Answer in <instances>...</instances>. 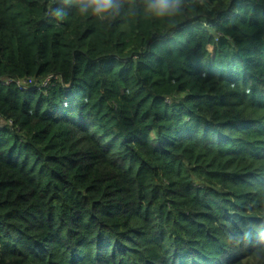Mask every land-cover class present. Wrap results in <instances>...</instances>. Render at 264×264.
<instances>
[{
	"label": "trees",
	"instance_id": "obj_1",
	"mask_svg": "<svg viewBox=\"0 0 264 264\" xmlns=\"http://www.w3.org/2000/svg\"><path fill=\"white\" fill-rule=\"evenodd\" d=\"M0 264H264V0H0Z\"/></svg>",
	"mask_w": 264,
	"mask_h": 264
},
{
	"label": "clouds",
	"instance_id": "obj_2",
	"mask_svg": "<svg viewBox=\"0 0 264 264\" xmlns=\"http://www.w3.org/2000/svg\"><path fill=\"white\" fill-rule=\"evenodd\" d=\"M69 0H65L68 3ZM183 0H143L144 11L154 17L164 18L177 14L181 10ZM123 0H75L81 15H91L104 20L117 15ZM62 10L57 8L55 15L60 16Z\"/></svg>",
	"mask_w": 264,
	"mask_h": 264
},
{
	"label": "built area",
	"instance_id": "obj_3",
	"mask_svg": "<svg viewBox=\"0 0 264 264\" xmlns=\"http://www.w3.org/2000/svg\"><path fill=\"white\" fill-rule=\"evenodd\" d=\"M51 79H52V77H48V78H46L43 82H42V85L40 86V87H47L48 86V84L51 82ZM12 83H16L17 85H18V87H20L21 89H23V90H25V91H27V90H29L30 88V85H28V82L27 81H23V82H16V81H14V80H11V79H8V80H6V81H4L3 82V85H5V86H8V85H10V84H12Z\"/></svg>",
	"mask_w": 264,
	"mask_h": 264
}]
</instances>
